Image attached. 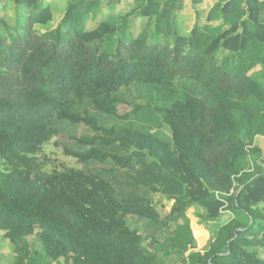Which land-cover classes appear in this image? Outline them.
<instances>
[{
    "label": "trees",
    "instance_id": "obj_1",
    "mask_svg": "<svg viewBox=\"0 0 264 264\" xmlns=\"http://www.w3.org/2000/svg\"><path fill=\"white\" fill-rule=\"evenodd\" d=\"M120 1L0 0V233L14 264H264V0H191L188 35L185 0H126L86 30ZM65 131L80 168L39 156ZM200 209L208 229L192 230Z\"/></svg>",
    "mask_w": 264,
    "mask_h": 264
},
{
    "label": "rangeland",
    "instance_id": "obj_2",
    "mask_svg": "<svg viewBox=\"0 0 264 264\" xmlns=\"http://www.w3.org/2000/svg\"><path fill=\"white\" fill-rule=\"evenodd\" d=\"M123 1L126 0H121L119 3H114L111 5H103L100 6L98 9V14L97 17L95 19H93V22L89 23L86 25V30H91L96 28L97 23L101 20H106L109 18V16H106V11H109L110 14H115L117 13L121 8L120 5H123ZM67 2V0H66ZM10 3L13 4V0H10ZM121 3V4H120ZM120 4V5H119ZM125 7L128 9L129 7H131V5H125ZM184 6H182V10H184V14H188L191 15L193 12L189 11V9L187 8H183ZM188 12V13H187ZM106 16V17H105ZM89 21V20H88ZM191 20L188 19L186 16H182V20H181V28H182V32L185 33V35H188L189 32L186 31V29L190 26ZM193 31L195 32L196 30L193 29ZM36 39L33 42V45L36 43ZM192 43L193 45H198L199 44V37L197 35V33H194L192 35ZM220 91L221 93L225 94V92L221 91V90H217ZM138 90H136L133 94L130 95V98L135 97L137 94ZM225 96V95H224ZM125 107H127V105L122 106L121 108H119L120 110H123ZM124 114V111H123ZM162 132L164 134H169V130L164 127L161 128ZM83 132H91L90 129L86 128L85 126H78L76 128V133L78 136H80ZM75 139L72 138L70 136L69 132H62L60 136L54 138L52 140L51 143H49L46 146V150L44 152V154H40L39 156L44 157L45 155H47V158L52 161V165L56 166V167H62V166H76V167H82V164L80 163V161L73 156H68L65 153V146H69L72 148H75ZM75 150H77V148H75ZM171 205V202H166L165 206H159L160 210L162 211V213H164L165 211H167L169 209ZM199 210H190L189 211V216L191 218V228L192 226H196L198 224H200L202 222V220H200L199 218ZM228 214V213H227ZM227 214H224L225 219L227 220L229 217ZM232 216V214H230V217ZM221 220H219L218 222H220ZM210 223H207V225H209ZM211 229H209L212 233V239L214 237V232H216L219 224L217 223H211ZM193 230V228H192ZM194 234V231H193ZM209 237L208 233H204L203 235H201V237L198 238V240H206ZM194 238L197 241L195 234H194ZM211 239V241H212ZM210 241V242H211ZM197 249L198 250H204L207 246L205 247H200L198 242H197ZM35 257H30V259L33 261ZM172 262V261H171ZM170 262V263H171ZM0 264H14V249L13 246L11 244L8 243V241L6 239H4V237L2 236V234L0 233ZM44 264H50L47 261H44Z\"/></svg>",
    "mask_w": 264,
    "mask_h": 264
},
{
    "label": "crops",
    "instance_id": "obj_3",
    "mask_svg": "<svg viewBox=\"0 0 264 264\" xmlns=\"http://www.w3.org/2000/svg\"><path fill=\"white\" fill-rule=\"evenodd\" d=\"M47 2H49L50 4H60V5H63L64 6V1L65 0H46ZM210 5H211V0L209 1V0H202L201 2H199L198 4H196V8L197 9H201V8H208V7H210ZM184 7L183 8H187V9H189V11H192L193 12V8H192V3H191V0H185V3H184V5H183ZM183 12L181 13V16H186L188 19H190L191 20V18H190V15L188 16V14H184V10H182ZM188 13V12H187ZM57 15H58V13H56ZM59 16V15H58ZM247 17V16H246ZM245 17V18H246ZM192 22V21H191ZM192 24L190 23V26H191ZM190 26L188 27V29H187V31H189V28H190ZM252 44L253 45H260V43L257 41V40H253L252 41ZM263 57V52H261V55H260V57H259V59H261ZM262 86H263V88H264V81H263V83H262ZM193 208V207H192ZM228 213V214H227ZM223 215H222V217H221V221L220 222H214V223H218L219 225L220 224H223V223H225V222H227V221H229V219L231 218L230 217V214H231V212L230 211H224L223 213H222ZM224 214H227L228 215V219L226 220L225 219V216H224Z\"/></svg>",
    "mask_w": 264,
    "mask_h": 264
},
{
    "label": "clouds",
    "instance_id": "obj_4",
    "mask_svg": "<svg viewBox=\"0 0 264 264\" xmlns=\"http://www.w3.org/2000/svg\"><path fill=\"white\" fill-rule=\"evenodd\" d=\"M199 208H200V207H199ZM189 211H190V210H189ZM200 213H201V209H200ZM200 213H199V218H200ZM188 214H189V212H188ZM189 217H190V216H189ZM190 219H191V218H190ZM200 220H201V218H200ZM217 222H218V221H217ZM201 223H202L203 226L206 227V225H204L203 222H201ZM217 224H218V223H217ZM210 226H211V225H210ZM206 228H207V227H206ZM207 229H208V228H207ZM196 242H197V241H196ZM196 244H197V243H196Z\"/></svg>",
    "mask_w": 264,
    "mask_h": 264
}]
</instances>
